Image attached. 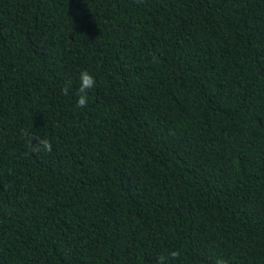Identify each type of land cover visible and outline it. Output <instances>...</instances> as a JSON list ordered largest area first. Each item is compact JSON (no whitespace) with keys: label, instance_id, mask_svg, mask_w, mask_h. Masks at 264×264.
I'll return each mask as SVG.
<instances>
[{"label":"trees","instance_id":"1","mask_svg":"<svg viewBox=\"0 0 264 264\" xmlns=\"http://www.w3.org/2000/svg\"><path fill=\"white\" fill-rule=\"evenodd\" d=\"M159 256L264 264V0H0V264Z\"/></svg>","mask_w":264,"mask_h":264},{"label":"clouds","instance_id":"2","mask_svg":"<svg viewBox=\"0 0 264 264\" xmlns=\"http://www.w3.org/2000/svg\"><path fill=\"white\" fill-rule=\"evenodd\" d=\"M96 79L88 72L82 71L80 74V84L77 89V104L78 108H85L88 105L89 92L95 88ZM69 85H65L62 89V92L65 96L68 95ZM20 133L23 138L27 141V147L30 149L32 153H42L52 151V144L48 139H41L34 134L30 133L29 130L21 129ZM35 141V143H34ZM179 257V252L173 251L169 254V258L171 260H176ZM164 256H159L157 260V264H168V259ZM217 264H226V261H218Z\"/></svg>","mask_w":264,"mask_h":264}]
</instances>
